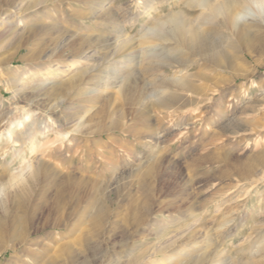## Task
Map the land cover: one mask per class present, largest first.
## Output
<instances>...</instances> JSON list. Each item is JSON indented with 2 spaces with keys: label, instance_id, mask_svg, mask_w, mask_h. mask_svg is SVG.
Instances as JSON below:
<instances>
[{
  "label": "bare ground",
  "instance_id": "1",
  "mask_svg": "<svg viewBox=\"0 0 264 264\" xmlns=\"http://www.w3.org/2000/svg\"><path fill=\"white\" fill-rule=\"evenodd\" d=\"M114 1L0 0V49L5 45L7 51L15 52L6 60L1 59L0 80L5 79L8 90L16 95L24 90L26 80L34 75L40 77L35 80L37 85L28 88L31 94L25 97L28 105H32L34 95L41 93L48 107L41 110L40 118H32L30 114L15 117L8 112L0 115V162L5 161L2 173H6L0 175V258L10 252L15 260L12 264H27L26 257L31 264H108L102 260L105 251L101 252L98 244L118 227L121 228L118 248L128 258L137 253L129 264H220L219 258H210L208 254L191 258L176 240H167L164 247L148 248L155 250L150 257H146L142 245L134 247L136 234L149 226L152 184L164 180L165 174L160 171L162 162L154 155L126 173L124 188L136 189L139 195L119 215L110 211L107 204V195L118 194L119 187L104 194L93 187L94 179L83 176L91 171L87 160L92 158L94 148L91 144L77 151L74 136L95 135L102 142L103 135L121 132L127 126L146 131L145 136L138 137L154 146L162 138L157 127L167 120L166 130H174L181 137L189 124H181L175 117L189 110L195 103L193 96L196 103L202 102L207 92L216 96L225 83L222 72L232 81L245 78L255 72L248 64L257 66L264 59V0H194L188 7L198 11L196 16L169 14L157 20L152 28L143 29L136 44L133 38L124 36L125 26L139 24L153 2L163 7L166 0H135V6L143 9L137 14L129 10L117 13L112 8ZM75 4L81 5V9ZM67 12L70 18L81 21L86 34L60 31L57 19L62 21ZM50 46L54 49L47 50ZM21 49L27 50L23 63L45 60L39 65L40 73H33L31 67L14 68ZM61 63L67 69L80 66L81 70L70 75L66 69H60ZM194 66L198 70L190 74L189 69ZM12 67L14 70L10 71ZM164 70H175L181 76H162ZM52 73L67 78L49 86L43 80L49 75L52 78ZM259 88L264 100V84ZM74 98L79 99L77 106L81 111L66 113ZM117 100L121 101L111 112ZM230 101L229 97L226 102ZM65 103L69 107L60 111L57 124L52 114ZM96 104L98 107L93 110ZM228 111L220 114V118L226 117ZM244 113V109L239 111L241 115ZM131 132L129 136L135 137ZM52 134H56L54 139ZM257 141L264 144V133ZM101 142L94 145L104 149ZM21 158L19 169L10 168ZM77 163L85 165V169L73 171ZM232 170L240 181L264 182V149L246 159L235 160ZM172 180L176 185L177 179ZM111 216H120L119 221L107 230L105 225ZM57 228L64 230L61 240L72 239L54 248L44 244L46 237L36 242L31 239L34 233ZM48 235L51 233L47 231L45 236ZM59 235L55 233L53 237ZM258 237L264 239V232ZM17 251L23 253L22 257L16 256Z\"/></svg>",
  "mask_w": 264,
  "mask_h": 264
},
{
  "label": "rangeland",
  "instance_id": "2",
  "mask_svg": "<svg viewBox=\"0 0 264 264\" xmlns=\"http://www.w3.org/2000/svg\"><path fill=\"white\" fill-rule=\"evenodd\" d=\"M193 2L194 0H166L165 5L160 7L155 1L139 24L125 26L124 36L133 38L136 44L140 41L143 29L152 28L157 20L169 14L179 13L194 17L198 11L188 7ZM74 6L78 9L82 7L78 4ZM60 7L58 6V8ZM112 8L117 13L129 10L131 13L137 14L143 10L141 6H135V0H115ZM60 21L57 19L62 33L65 31L84 35L87 32L86 27L81 25V21L70 18L68 12L61 21L62 23ZM53 47L50 46L47 50H53ZM14 53L13 50L7 51L4 45L0 49V63L2 60L10 58ZM26 53V49L19 51L18 58L14 62V68L25 70L31 67L33 73H40V66L45 60L23 63L21 60ZM60 59L64 60L65 58L60 57ZM248 65L250 68H254L253 75L232 81L227 73L222 72L225 83L221 84L222 90L216 96H211L212 94H209L211 92H207L205 100L203 99L200 103H196L197 98L195 96L192 97L195 103H192L189 110H185L183 114L175 117L177 122L179 121L184 125L189 124L187 131H184L181 137L177 136L178 133L174 130H166L167 120L159 123L157 131L160 135L162 134V138L154 146L153 144L149 145L148 140L138 137L146 135V131L133 127L130 129L127 126L121 132H112L110 137L106 134L103 135L104 149H99L94 145V142H101L99 136H74L77 138L74 146L77 151H83L91 144L94 148L92 158L87 160L91 171H87L83 176L94 179L93 187L104 194H107L110 189L119 187L118 194L111 192L107 195L110 211L119 213V215L124 214V210L129 206V201L139 195L136 189L130 191L129 188H124L126 173L137 169L144 161L154 155L162 162L160 171L165 174L164 180H157L152 184V214L147 218L149 226L143 227L140 233L136 234L134 245L132 244L134 247L139 244L142 245V251L146 253V257H150L155 251L154 249L148 250V248L152 246L164 247L167 240L170 239L176 240L180 249H183L186 254H190L191 258L208 254L210 258L214 256L216 259L219 258L220 264H264V239L258 237L260 232H264V182L250 184L240 181L232 170L235 160L246 159L264 149V144L257 141L258 136L264 133V100L259 88V85L264 84V59L262 58L257 66L254 63ZM59 67L62 70L66 69L70 75L81 70L80 66L67 69L62 63ZM14 68L9 70L13 71ZM197 70L198 66H194L189 69V73L193 74ZM21 73L22 71L19 74ZM51 75L52 78L49 75L43 80L49 86L67 78L61 73H52ZM161 75L171 78L181 76L175 70H164ZM39 78L34 75L26 80L24 90L16 95L8 90L9 85L5 79L0 80V115L8 112L15 117L28 114L32 118L42 117L41 110L48 108L45 97L41 93L35 94L32 98V105H28L25 97V95L31 94L28 88L37 85L35 80ZM38 83H42V81ZM229 97L231 101L228 104L226 101ZM77 100L79 99L74 98L72 100L73 103L66 113L81 111L78 108L80 104ZM118 101L115 102L116 105L111 106V112H114L121 100ZM53 104L54 102L50 105ZM228 105H230L229 111ZM66 107H69L67 103L52 114L57 124H59L58 119L61 117L60 111L63 112ZM97 107L98 104L94 105L93 110ZM241 109L245 110L242 115L239 114ZM227 111V116L220 118ZM113 115L112 118H115ZM158 117L161 118L162 115ZM128 118L130 119V115ZM131 130L135 137L129 136ZM55 136L56 134H52L51 139H54ZM247 146L249 148H246ZM8 161L9 159H7ZM22 161V158L16 159L10 168L19 169ZM4 162H0L1 176L6 175V173H2ZM85 167V165L82 166L81 163H77L74 165L73 171L85 169ZM169 176L177 179L176 185L173 184L174 182ZM129 191L130 194L126 199ZM180 213L186 218L182 217ZM119 217H110L105 225L107 230H110L112 223L119 221ZM40 225L41 223H39ZM27 229H30L29 226ZM120 230L121 228L115 227L114 231L110 234L107 233L99 241L98 245L101 252L105 251L102 259L104 263L129 264L137 256L135 253L128 258L125 251L118 248ZM47 231L51 235L45 236ZM55 233L60 235L53 237ZM63 233L64 230L59 228L54 231L48 229L45 232L34 233L31 239L36 242L42 241L44 240L42 238L46 237L43 241L44 244L54 248L57 244H63L72 239L61 240L60 237ZM48 239L51 240L48 241ZM111 244L115 245L114 248ZM31 249L33 248L31 247ZM39 249L37 248L38 252ZM22 255V252H16L17 257H22ZM11 256L10 252L2 255L1 263L12 264ZM24 260L27 264H31L27 257Z\"/></svg>",
  "mask_w": 264,
  "mask_h": 264
}]
</instances>
